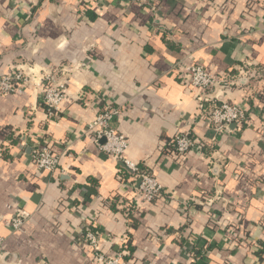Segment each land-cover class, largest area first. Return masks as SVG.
Returning <instances> with one entry per match:
<instances>
[{"label": "crops", "instance_id": "obj_1", "mask_svg": "<svg viewBox=\"0 0 264 264\" xmlns=\"http://www.w3.org/2000/svg\"><path fill=\"white\" fill-rule=\"evenodd\" d=\"M154 3L0 0V76L17 64L70 69L57 117L33 86L0 93V264H92L87 226L105 253L126 246L125 264H264V0ZM179 61L234 75L216 93L248 110L218 144L181 156L177 134L212 132ZM106 104L123 107L126 158L164 190L129 216L138 180L87 134ZM41 139L61 155L52 174L32 157ZM19 211L30 216L14 231Z\"/></svg>", "mask_w": 264, "mask_h": 264}, {"label": "built area", "instance_id": "obj_2", "mask_svg": "<svg viewBox=\"0 0 264 264\" xmlns=\"http://www.w3.org/2000/svg\"><path fill=\"white\" fill-rule=\"evenodd\" d=\"M128 3H139L156 11L154 0H123ZM178 71L181 81L192 86L197 91L196 99L200 114L208 121L211 137H199L187 133H179L170 140L173 151L181 156L197 150H206L208 147L218 144L225 134L234 131L247 119L248 110L244 104L235 103L223 99L216 91L236 84L232 74L216 76L209 72L204 65L199 63L178 62ZM17 64L11 67L9 73L0 76V93L10 94L18 90L20 85L33 86L40 91L41 98L49 117H57L61 113L64 100L70 95L64 77L70 72L68 68H60L55 71L36 69L35 65ZM246 67L240 68L238 75L245 77L248 74ZM234 76V77H233ZM63 77L61 80L59 78ZM82 96V95H81ZM123 112L122 106L106 104L95 118L89 123L87 134L92 135L99 149L107 155L121 161L126 169L134 174L136 180H140L135 196L126 206V215L137 211L146 203L154 202L164 194L163 186L156 177L140 165L128 160L125 153L129 146V140L115 126ZM210 140V141H209ZM32 157L38 169L49 174L54 173L61 161V155L55 153L50 144L41 139L31 147ZM212 198L206 203H211ZM29 213L19 211L11 218V227L14 231L20 230L29 219ZM126 237V236H125ZM125 237L121 239L123 245ZM101 233L91 226L85 228L83 244L91 255L92 264H125L123 255L125 249L108 254L102 250ZM5 239L0 236V258L5 259L8 252L5 249Z\"/></svg>", "mask_w": 264, "mask_h": 264}, {"label": "water", "instance_id": "obj_3", "mask_svg": "<svg viewBox=\"0 0 264 264\" xmlns=\"http://www.w3.org/2000/svg\"><path fill=\"white\" fill-rule=\"evenodd\" d=\"M122 165H124V164H122ZM124 167H125V165H124ZM139 182H140V180H138V182H137V186H138Z\"/></svg>", "mask_w": 264, "mask_h": 264}, {"label": "trees", "instance_id": "obj_4", "mask_svg": "<svg viewBox=\"0 0 264 264\" xmlns=\"http://www.w3.org/2000/svg\"><path fill=\"white\" fill-rule=\"evenodd\" d=\"M171 146V148L173 149V146L172 145H170ZM93 229H95V228H93ZM131 246H129V248H130ZM130 250V249H129Z\"/></svg>", "mask_w": 264, "mask_h": 264}]
</instances>
